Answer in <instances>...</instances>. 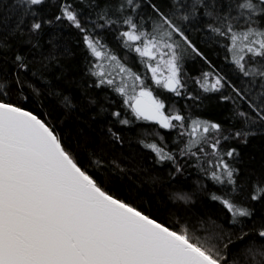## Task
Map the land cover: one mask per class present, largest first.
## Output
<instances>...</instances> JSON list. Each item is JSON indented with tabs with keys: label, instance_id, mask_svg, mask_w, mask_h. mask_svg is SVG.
<instances>
[{
	"label": "snow or ice",
	"instance_id": "1",
	"mask_svg": "<svg viewBox=\"0 0 264 264\" xmlns=\"http://www.w3.org/2000/svg\"><path fill=\"white\" fill-rule=\"evenodd\" d=\"M0 264H264V0H0Z\"/></svg>",
	"mask_w": 264,
	"mask_h": 264
},
{
	"label": "trees",
	"instance_id": "2",
	"mask_svg": "<svg viewBox=\"0 0 264 264\" xmlns=\"http://www.w3.org/2000/svg\"><path fill=\"white\" fill-rule=\"evenodd\" d=\"M112 47L115 48L116 47L115 44H113ZM117 51H119V50L117 49ZM121 55L123 57V53H121ZM209 55H210L211 58L215 59L214 54H212L210 52ZM124 59H125V62L128 64V66L133 69V71H135V72H137L139 74H142V75L146 74L147 77L150 80V78H151V72L148 71L144 67V65L140 63L139 58L137 57V54L131 53L130 56L124 57ZM188 71L189 72H193V67H191V64L188 65ZM193 74H195V73L193 72ZM158 91H162V90H158ZM168 95L171 96L172 94H168ZM172 99L174 100L175 106L177 108L186 111V101H185L184 98L173 96ZM203 111H204L203 109H198L195 106H193V108H192L193 115H199ZM147 123H149V122H147ZM161 132L164 133L166 136H168L169 139H171L172 137L175 136V132L169 133V130H163V129H161ZM135 151L140 152L141 155L145 159L149 160V162H150V158H149V154H148L147 150H143V149H141L139 147H136Z\"/></svg>",
	"mask_w": 264,
	"mask_h": 264
},
{
	"label": "rangeland",
	"instance_id": "3",
	"mask_svg": "<svg viewBox=\"0 0 264 264\" xmlns=\"http://www.w3.org/2000/svg\"><path fill=\"white\" fill-rule=\"evenodd\" d=\"M191 67H193V65H191Z\"/></svg>",
	"mask_w": 264,
	"mask_h": 264
},
{
	"label": "water",
	"instance_id": "4",
	"mask_svg": "<svg viewBox=\"0 0 264 264\" xmlns=\"http://www.w3.org/2000/svg\"><path fill=\"white\" fill-rule=\"evenodd\" d=\"M170 94V93H169ZM149 123H151V122H149ZM164 130V129H163Z\"/></svg>",
	"mask_w": 264,
	"mask_h": 264
}]
</instances>
